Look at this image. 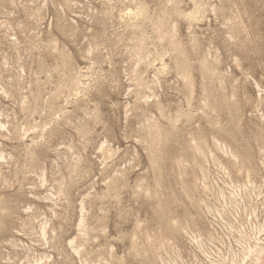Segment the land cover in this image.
Masks as SVG:
<instances>
[{
  "label": "rangeland",
  "instance_id": "374dc122",
  "mask_svg": "<svg viewBox=\"0 0 264 264\" xmlns=\"http://www.w3.org/2000/svg\"><path fill=\"white\" fill-rule=\"evenodd\" d=\"M0 264H264V0H0Z\"/></svg>",
  "mask_w": 264,
  "mask_h": 264
}]
</instances>
